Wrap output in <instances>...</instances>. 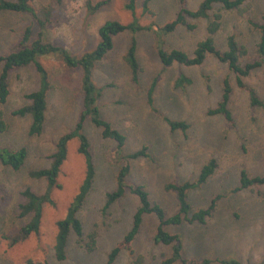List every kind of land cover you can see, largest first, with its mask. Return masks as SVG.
I'll use <instances>...</instances> for the list:
<instances>
[{
	"label": "rangeland",
	"instance_id": "obj_1",
	"mask_svg": "<svg viewBox=\"0 0 264 264\" xmlns=\"http://www.w3.org/2000/svg\"><path fill=\"white\" fill-rule=\"evenodd\" d=\"M94 1V0H93ZM144 0H136V15L140 24L154 22L163 25L175 17L176 0H149L150 13H142ZM87 0H63L58 13L52 0H31L41 18H55L47 37L55 44L64 45L79 56L92 49L98 40V28L107 20L128 23L130 13L124 8L125 0H109L93 15L87 17ZM201 0H187V7L195 9ZM240 13L224 11L222 23L214 35L216 47L226 49V38L235 33L246 53L241 63L252 60L258 31L248 19L260 21L264 16V0H248ZM218 9V8H217ZM208 19L187 18L194 26H177L165 36V47L179 48L189 55L196 43L207 35ZM30 26L32 38L37 26L30 15L0 11V55L17 49L24 27ZM132 34L124 31L113 38L114 46L106 56L96 62L93 79L97 85L108 84L98 105L102 118L111 122L125 136L124 153L146 146L150 159L131 163L129 182L142 184L151 201L159 203L168 215L177 210L173 192L166 191L167 182L181 183L194 179L201 166L211 157L218 161L215 173L200 188L189 192L192 208L206 207L217 195L216 210L206 224L182 223L168 225L171 233L179 234L184 257L237 258L241 264H256L264 260V184L233 191L238 185L239 172L249 175L264 174V113L251 108L245 91L235 85L234 74L226 63L207 55L201 65L187 66L173 63L164 67L153 48L154 37L149 31L135 34L137 59L141 67L138 84L131 82L123 55L130 45ZM47 70L51 87L47 93V110L43 131L39 135L28 133L30 115L15 111L29 103L25 95L38 87L33 66L18 69L9 77L7 102L0 104V118L6 130L0 133V146L11 149L25 147L27 156L21 169L13 170L0 164V264H25L26 260L44 264H159L170 253V247L153 242L157 219L153 214L143 217L140 230L130 250L119 252L109 262L111 250L123 239L131 226L132 215L138 206L137 198L127 194L105 206L106 193L115 187V175L120 163L113 156L115 143L100 135V130L89 121L85 132L95 166L91 190L79 211L83 225V239L77 242L69 236L66 258L58 260L54 244L56 222L66 214L69 203L78 192L85 175L83 156L77 152L78 141L68 143L67 158L61 166L58 184L52 191L53 204L45 203L37 234L12 243L20 227L30 216L22 215L20 205L25 202L22 191L31 188L43 193L46 182L29 176V171L45 168L60 135L72 129L81 109L79 79L75 72L65 71L56 56L40 57ZM180 73L191 83L183 88L174 83ZM228 76L233 86L229 102L234 117L230 126L221 115H210L221 99L222 80ZM156 78L153 106L146 101L147 89ZM264 98V67L245 78ZM189 124L185 132L171 131L160 115ZM94 234L92 250L86 247ZM179 264V263H175ZM213 264H220L218 261Z\"/></svg>",
	"mask_w": 264,
	"mask_h": 264
},
{
	"label": "trees",
	"instance_id": "obj_2",
	"mask_svg": "<svg viewBox=\"0 0 264 264\" xmlns=\"http://www.w3.org/2000/svg\"><path fill=\"white\" fill-rule=\"evenodd\" d=\"M63 0H52L58 13ZM109 0H87V17L93 15L102 7L107 5ZM149 0H144L142 4V13H150L148 8ZM177 12L175 17L163 25H157L154 22L146 25L140 24L136 15V0H125L124 8L130 13L131 20L128 23H122L118 20H107L97 30L98 40L95 46L82 53L79 56L73 55L64 45L53 43L48 37L46 31L55 21V18H41L31 0H0V11H10L16 13H25L30 15L32 22L37 26L35 37L32 38V29L30 26L23 28L17 49L6 55H0V104L7 102L9 90L10 74L18 69L33 66L37 77L38 87L27 93L25 97L29 100L27 105L22 106L15 112L19 115L29 114L31 121L28 133L39 135L43 131V126L47 110V93L51 87L46 68L40 61V57L56 56L65 71L75 72L79 79V92L81 95V109L73 124L72 129L59 136L55 142V147L50 155L48 167L29 171V176L35 179L42 178L46 182L43 193H36L31 188H25L22 195L25 202L20 205L22 215H29V220L20 227L18 234L13 237L12 243H16L28 237L30 234H37L42 217V209L45 203L53 204L52 191L59 186L57 180L63 162L67 158L68 143L72 139L78 141L77 152L84 158L85 175L78 192L74 195L66 214L56 222L57 233L55 237L54 251L58 260L66 258V248L69 236L73 234L77 242L83 239V225L79 218V211L82 208L89 191L91 190L95 166L91 153V143L85 132V123L89 121L100 130L103 138L112 140L115 147L112 151L113 158L120 163L115 175V187L112 191L106 193L105 206H109L115 201L123 198L127 194L134 195L138 200V206L132 215L131 226L123 239L115 246L108 256V261L112 262L122 250H130L131 243L138 234L144 215L153 214L157 219V227L153 234V242L170 247V253L159 264H241L237 258H211V257H184V247L179 234L171 233L165 227L168 225H181L182 223L206 224L207 219L212 216L217 206V199L220 195L212 198L210 203L202 208L193 209L189 201V192L200 189L207 180L215 173L218 167V161L211 157L204 163L197 176L194 179H186L181 183L167 182L163 185L166 191L174 193L177 210L168 215L164 208L157 202L151 201L148 190L142 184L130 183L128 178L131 173L132 161L138 159H150V154L146 146L133 151L124 153L123 146L126 136L112 123L102 118L98 105L99 99L103 96L108 84L97 85L93 79V69L96 62L101 61L114 46L113 38L118 34L129 31L132 34L130 45L123 55L131 82L138 84L141 67L139 65L136 49L137 41L135 34L140 31H149L153 34V48L164 66H170L173 63L187 66L201 65L207 55H212L220 62L226 63L230 72L234 74L235 85L237 88L246 92L248 104L251 108H258L264 113V98L260 96L257 90L250 85L245 78L251 73L264 67V16L260 21L248 19V23L258 31V41L256 42L255 54L252 60L245 63L240 62V58L246 53L236 38L235 33H230L226 38V49L220 50L216 47L214 35L219 30L224 11L237 10L242 12L248 5V0H201L195 9L187 7V0H176ZM218 8V9H217ZM187 18L208 19L207 35L204 39L198 41L189 55L182 49L165 47V36L173 32L177 26H186L193 29L194 26L188 24ZM191 83V79L180 73L175 80V87L183 88ZM156 78H154L146 93L147 104L153 106V92L156 87ZM233 86L226 76L222 80L221 99L214 108L208 109L210 115H221L230 126L234 125V117L229 107L232 96ZM168 124L171 131L180 130L185 132L189 124L183 120H172L164 115H160ZM6 130L5 122L0 118V133ZM27 156L25 147L11 149L6 146H0V164L10 167L13 170H19L23 166ZM264 184V174L249 175L246 169L239 172L238 185L233 191L247 189L253 185ZM90 242L86 244L89 250L95 245V236H89ZM25 264H44L41 261L32 259L26 260ZM256 264H264V260Z\"/></svg>",
	"mask_w": 264,
	"mask_h": 264
}]
</instances>
